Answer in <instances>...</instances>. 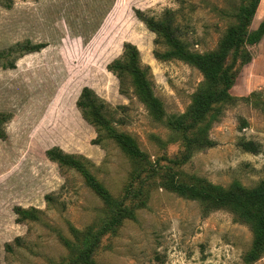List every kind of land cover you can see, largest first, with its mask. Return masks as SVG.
<instances>
[{
  "label": "rangeland",
  "instance_id": "374dc122",
  "mask_svg": "<svg viewBox=\"0 0 264 264\" xmlns=\"http://www.w3.org/2000/svg\"><path fill=\"white\" fill-rule=\"evenodd\" d=\"M252 2L0 0V264H264L250 225L171 189L264 182V38L227 53L215 91L234 99L176 130L169 121L193 107L204 75L137 16L172 21L182 48L205 55ZM263 18L261 0L250 30ZM28 42L43 48L15 49ZM125 44L140 51L157 108L133 75L122 86L109 69ZM85 89L99 111L78 106ZM249 141L260 153L241 147Z\"/></svg>",
  "mask_w": 264,
  "mask_h": 264
},
{
  "label": "trees",
  "instance_id": "16d2710c",
  "mask_svg": "<svg viewBox=\"0 0 264 264\" xmlns=\"http://www.w3.org/2000/svg\"><path fill=\"white\" fill-rule=\"evenodd\" d=\"M261 0H253L250 8L243 9V12L237 13L234 17L238 25L231 26L222 38L219 49L215 52L198 55L187 52L182 48L180 41L176 35L177 28L172 26V21H154L146 18L143 12L138 11L137 16L145 22L152 31L167 37L171 45L175 48L173 55L197 67L204 75V82L196 94L195 104L185 115L176 117L175 121L170 120L169 126L172 129H178L184 125L186 119L195 117V120H204L207 113L212 108L215 102L229 101L234 99L225 91L216 95L215 88L220 77L227 79V71H222L227 53L235 48L237 50L248 46H254L261 43L264 38V18L257 30H250L251 21L256 16ZM16 48H21L26 53L40 51L42 45H31L30 42L25 45L18 44ZM245 64L252 62V55L249 51H245ZM109 69L115 73L121 80L122 86L128 75L135 77L136 83L139 86L140 96L150 108H157V100L153 96L151 83L147 79V70H142L140 64V51L133 44L124 45L123 57L116 60ZM148 69V68H147ZM93 96L89 89H85L78 106L84 109H98L96 99H91ZM2 120H7V115L1 116ZM1 122V121H0ZM213 120L210 119L205 125L198 130V137L204 135L210 130ZM242 128L247 127V123H242ZM1 137V133H0ZM128 152L134 160L136 157H142L141 151L135 147L133 143L123 141ZM205 145H202L204 144ZM204 142L199 139L202 148L213 147L214 143L204 138ZM241 147L252 153H260L262 146L249 141L241 142ZM51 154V152H49ZM174 189L179 194L189 199L199 201L204 207L205 213L218 209H228L235 213L238 218L250 225L255 236V247L251 253L252 258H257L264 251V182L260 183L253 189H246L239 182H234L230 188L224 189L219 186L211 185L201 179H191L189 183H178L173 185ZM102 194L107 198L106 191L100 189ZM85 263L89 261L88 257L82 259Z\"/></svg>",
  "mask_w": 264,
  "mask_h": 264
}]
</instances>
